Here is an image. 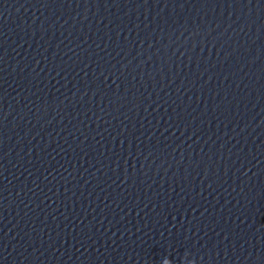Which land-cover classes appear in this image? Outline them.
<instances>
[{
  "label": "water",
  "instance_id": "obj_1",
  "mask_svg": "<svg viewBox=\"0 0 264 264\" xmlns=\"http://www.w3.org/2000/svg\"><path fill=\"white\" fill-rule=\"evenodd\" d=\"M0 264H264V0H0Z\"/></svg>",
  "mask_w": 264,
  "mask_h": 264
}]
</instances>
